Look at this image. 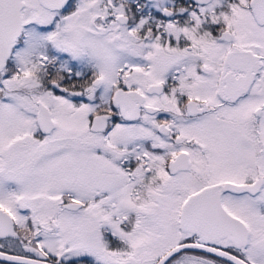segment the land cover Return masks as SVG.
<instances>
[{
    "label": "snow or ice",
    "instance_id": "obj_1",
    "mask_svg": "<svg viewBox=\"0 0 264 264\" xmlns=\"http://www.w3.org/2000/svg\"><path fill=\"white\" fill-rule=\"evenodd\" d=\"M0 264H264V0H0Z\"/></svg>",
    "mask_w": 264,
    "mask_h": 264
}]
</instances>
